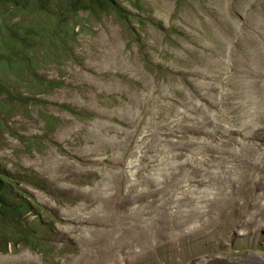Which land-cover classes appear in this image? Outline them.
Listing matches in <instances>:
<instances>
[{"label":"rangeland","instance_id":"1","mask_svg":"<svg viewBox=\"0 0 264 264\" xmlns=\"http://www.w3.org/2000/svg\"><path fill=\"white\" fill-rule=\"evenodd\" d=\"M52 1L0 6L7 37L49 26L14 47L30 73L0 46V162L34 207L0 264H264V0Z\"/></svg>","mask_w":264,"mask_h":264},{"label":"trees","instance_id":"2","mask_svg":"<svg viewBox=\"0 0 264 264\" xmlns=\"http://www.w3.org/2000/svg\"><path fill=\"white\" fill-rule=\"evenodd\" d=\"M31 3L33 5L34 2L37 3V5L41 6L42 8H45L47 10V22L51 20V15H53L54 6L51 4L53 1L52 0H24V2L19 3V0H0V6L1 4H7L10 7H24L26 8V4ZM70 2V0H68ZM65 3H68L66 0H64ZM73 7L78 8V10L81 9H96V7L102 8V9H108V10H114L117 11H122L124 9L123 7L120 6V4L117 3L116 0H71V3ZM37 7V6H35ZM81 8V9H79ZM77 10V11H78ZM0 12L2 13L1 9ZM122 15V14H121ZM127 17L126 15H124ZM19 20H16L14 23L17 25ZM6 27L9 25L5 24ZM5 25L3 23H0V46H5L4 49H10V51L7 52V56L5 58V61L7 63V66L9 68H23V65L25 64V70L26 72L30 73L29 70L32 71L33 67V61L31 58L28 56H22L21 54L26 50L24 47L23 43L25 45H31L32 43L30 42L31 36L30 34H38L41 36L44 31H49L47 30V27H49L47 24L42 27H38L37 29L31 30H26L25 32H21V26L18 32L14 31L13 36L7 37L6 34H9L8 30L6 29ZM11 26V25H10ZM7 27V28H8ZM32 28H35L33 25H31ZM51 33V31H50ZM15 46H20L23 47L21 49L22 53H19L18 49H14ZM15 55H18V59L15 60ZM27 59V61H26ZM24 61L25 63H21ZM29 62V63H28ZM18 63V64H17ZM28 63V65H27ZM29 67V68H28ZM40 85L39 83H37ZM37 84H34L37 86ZM25 89L27 86H24ZM29 91V89L27 88ZM32 91V90H30ZM0 93L3 94H10L9 89L6 86H2L0 84ZM41 93V92H40ZM19 184V181L16 179L14 175H11L6 169L5 166L0 162V228H2V222L3 220H7V216H11L13 218L20 219V216H23L25 213L31 212L33 207V203L30 200H27L23 194H18L17 192L14 191V187L17 188Z\"/></svg>","mask_w":264,"mask_h":264}]
</instances>
